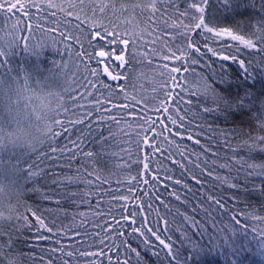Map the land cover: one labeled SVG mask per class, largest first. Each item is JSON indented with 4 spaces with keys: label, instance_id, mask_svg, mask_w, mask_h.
Returning a JSON list of instances; mask_svg holds the SVG:
<instances>
[{
    "label": "trees",
    "instance_id": "trees-1",
    "mask_svg": "<svg viewBox=\"0 0 264 264\" xmlns=\"http://www.w3.org/2000/svg\"><path fill=\"white\" fill-rule=\"evenodd\" d=\"M262 5L264 0H0V264H52L53 260L56 264H87L88 254L75 247L71 254L57 251L53 256L50 241L36 240L34 229L21 227L24 221L19 217L25 209L35 224L31 209L50 216L47 209L56 207L54 201L42 200L32 191L39 185L24 177V161L51 152L49 145L56 141L61 147L71 144L69 136L78 141L82 151L76 159L62 161V171L75 176L79 169L84 182L78 180L69 188L80 196L75 202L62 201L61 209L51 219L69 229L86 227L90 233L99 231L93 223L99 220L101 226L112 223L119 231L112 214L119 219L120 205L125 202L114 200L109 193L117 189L118 182L119 191L127 193L123 185L128 178L137 170L143 176L149 119H157L154 109L172 95L181 110L191 109L188 115L221 146L225 138L233 145L241 143V159L250 157L264 163V145L259 143L264 137V95H259L264 92V64L260 63L264 53L256 55L264 46ZM98 38L109 51L97 48L93 53L92 42ZM227 50L243 56L256 69L250 72V78L244 76L243 61L232 63L222 61L228 60L226 55L217 57ZM222 64L231 85L228 91L235 94L239 90L241 96L247 91L251 103L244 109L234 108L219 117L208 115L207 120H201L207 115L205 105L215 108L219 92L215 85ZM97 71L108 84L89 87L94 79L99 83ZM169 103L175 114L176 105H171V99ZM160 117L164 118L162 113ZM147 135L151 137L152 133ZM200 138L208 143V137ZM186 143L190 149L196 147L191 141ZM167 147L175 150V145ZM225 150L221 147L222 156ZM87 152L95 159L85 156ZM164 167L167 169V164ZM175 174L179 176L180 170ZM160 175L163 178V171ZM262 182L264 175H248L245 181L241 173L240 183H247V189L217 187L215 192L223 191L231 209L223 223L228 224L237 214L244 225H236L239 235L231 241L203 238L198 249L181 246L176 239L178 233L173 231L174 248L181 260L186 264H264V221L258 219L264 217V197L258 193ZM40 184H44L42 179ZM146 187L141 183L133 194L143 199L145 209L151 206L149 215L142 214L139 219H147L155 227L160 201L155 195L145 194ZM162 189L163 184L158 190L165 200H171ZM232 192H237L238 198L230 197ZM138 203L139 199L131 201L128 207ZM110 205H114L112 214ZM159 212L163 215L165 209L160 206ZM80 213L87 216L83 225ZM130 237L129 231L128 236L119 238L113 233L111 239L119 245ZM63 239L68 247L71 237ZM137 243L131 237V246ZM138 250L144 264H159L143 245ZM111 255L115 264V248ZM124 255L122 247L119 258L123 260ZM131 259L137 264L135 253Z\"/></svg>",
    "mask_w": 264,
    "mask_h": 264
},
{
    "label": "snow or ice",
    "instance_id": "snow-or-ice-1",
    "mask_svg": "<svg viewBox=\"0 0 264 264\" xmlns=\"http://www.w3.org/2000/svg\"><path fill=\"white\" fill-rule=\"evenodd\" d=\"M260 31L264 33V28H261ZM261 44L264 45V35L261 37ZM92 47L93 53L97 48L106 52L109 51V48L101 43L99 38L92 42ZM194 47L199 49L200 45H194ZM201 51L204 50L201 49ZM262 53H264V46L260 47V51L256 55ZM204 54L207 55V51H204ZM225 55L228 60L222 59V61L231 60L232 63H236L240 60L244 62L242 71L246 78H250V72L256 70L249 65L247 60H244L243 56L236 52L227 50L224 53H217L218 58ZM99 63V60L96 61L97 66ZM103 63L107 64L108 60H104ZM260 63L264 64V57H262ZM224 68L225 65L222 64L218 77L219 82L215 85L219 90L214 100L215 108L205 105L204 112L207 115L201 116V120H207L208 115L219 117L220 114L224 115L234 108L244 109L251 103L247 99L249 96L247 91L244 92L243 96L240 95L239 90L235 94L228 91L231 85ZM97 76L99 77V83L94 79L89 87L96 85L99 88L102 84H108V81L103 79L104 76L99 71H97ZM259 95H264V92ZM259 95L254 96L253 99H259ZM232 96H235L236 99H231ZM170 99L171 105H176L175 114L170 106ZM170 99L161 101V106L154 109L157 114L156 120L149 119L151 127L145 132L147 143L144 145L143 176L141 177L139 170H137L136 174L131 175L123 185L127 188V193L119 191L120 182H118L117 189L109 193L114 200L125 202L120 205L121 215L119 219L112 214L114 205L109 206L112 222L118 225L119 231L117 227H113L112 223L101 226L99 220L93 221L99 231L90 233L86 227L69 229L63 224L57 225L56 220L51 219V216H55L61 209L62 201L72 200L75 202L76 197L80 196V193L72 192L69 186L78 180L84 182L79 174V169H77L75 176L70 172L62 171V161H72L82 151L78 141H72L70 136L68 140L71 141V144L65 143L61 147L59 142L56 141L49 145L51 152L45 151L43 155H37L34 159L24 161V165H27V167H23L24 177L34 185H39L33 187L32 191L37 193L42 200L54 201L56 207L47 209L50 216L40 213L39 209H31L32 216L35 217V224L31 223L30 217L26 214L28 209H25V212L19 217L24 221L21 227L27 225L29 231L34 229L36 240L50 241L51 247L49 250L53 256L57 251L61 254L65 252L71 254L73 247H75L80 252L88 254L86 255L87 264H105V259H107V264H113L111 255L113 248H115V256L117 257L115 264H132L131 257L133 253H135L137 264H144L141 258L142 253L138 250L140 245H143L145 251H150L159 264H186V260L182 261L174 248L173 231L178 233L176 239L179 240L181 246H187L191 249H198L201 246L200 239L203 238L213 242H224L225 240L231 241L238 236L239 231L236 225L241 226L244 223L241 222L237 214L231 216L228 224L223 223L228 212L231 211L228 208L229 200L225 197L223 191L215 192V189L217 187L224 189L225 186L228 189H236L237 191L242 187L247 189V183H240L241 173H243L245 181L248 175H264V163L252 161L250 157L241 159L238 151L243 146L241 143L233 145L225 138L224 144L221 146L216 137L211 136L209 132L205 131L202 124L197 123L188 115L191 112L190 108L186 111L181 110L173 95ZM97 103L104 107L99 99H97ZM261 107H264V100H261ZM161 113L164 118L160 117ZM108 114L112 115V113ZM83 123H85V120ZM193 124L196 126L193 127ZM261 126L264 127V122ZM67 130L65 127L64 131ZM148 132L152 133L151 137L147 135ZM165 132L168 135L165 136ZM202 135L209 138L208 143L202 142L200 138ZM161 137L162 141L158 142V138ZM176 137H179V139H176ZM186 141H191L192 145L196 147L190 149ZM161 143L165 146L161 147ZM259 143L264 145V137L259 139ZM167 145H175V150L167 147ZM221 147L226 149L223 156L221 155ZM252 147H255V144ZM84 155L93 160L95 159L91 152L84 153ZM169 160L170 164L167 163ZM153 164L156 165L155 169L152 167ZM166 164L167 169L164 167ZM173 165L175 168L172 167ZM71 166L69 164V168ZM176 169L180 170L179 176L175 174ZM249 169H252L251 173H249ZM161 171H163V178L160 175ZM89 175H92V173L90 172ZM149 175H151V180L148 179ZM41 179L44 181L43 185L40 184ZM87 183L91 184L92 181L88 180ZM141 183L147 186L144 189L145 194L149 197L155 195L156 199L160 201V206L165 209V213L161 215L159 212L160 206L157 207L155 227L147 219H139L142 214L147 217L151 207L145 209L143 199L133 194L134 190L139 189ZM161 184H163L162 190L169 193L171 200H165L161 195V191L158 190ZM44 187H47L48 190L42 192L41 189ZM148 188H151L152 191L149 192ZM258 193L261 197H264V182L260 184ZM230 197L238 198L237 192L230 193ZM137 199H139V203L129 208L128 205L131 201ZM81 200L87 202L86 197L81 196ZM172 201H175V203ZM89 206L91 207V204ZM96 215H102V213L96 212ZM247 215L252 216L254 214ZM79 216L84 218L81 220V225H83L84 221L87 220V216L84 213H80ZM76 218L73 217L74 220ZM258 219L264 221V217ZM218 221L220 222L219 225ZM125 223L127 224V230H125ZM161 223H163V228L160 227ZM129 231L131 237H135L138 242L136 247L131 246V237L128 240H122L119 245L111 239L113 233H117L119 238L128 236ZM261 231H264V229H261ZM45 233L50 235L46 236ZM89 236H91V239H88ZM66 237H71L68 240V247H65L63 239ZM74 241L79 242L74 243ZM122 247L125 249L123 260L119 258ZM9 264H11V261H9ZM52 264H56V261L53 260Z\"/></svg>",
    "mask_w": 264,
    "mask_h": 264
}]
</instances>
